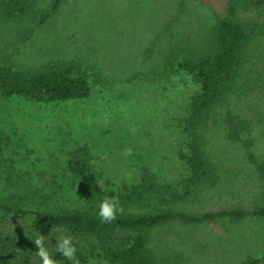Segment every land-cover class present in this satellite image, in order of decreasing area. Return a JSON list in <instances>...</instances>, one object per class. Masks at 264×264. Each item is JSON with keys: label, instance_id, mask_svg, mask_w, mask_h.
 <instances>
[{"label": "rangeland", "instance_id": "obj_1", "mask_svg": "<svg viewBox=\"0 0 264 264\" xmlns=\"http://www.w3.org/2000/svg\"><path fill=\"white\" fill-rule=\"evenodd\" d=\"M226 1L61 0L47 20L27 35L12 23L0 21V64L35 67L51 60H73L89 82L84 98L63 101H34L0 93L1 195L17 202L16 192H27L21 185H29L46 197L32 195L20 205L24 208L81 210L85 201L80 179L67 169V161L79 146L89 149L105 190L131 186L145 172L179 189L188 174L180 120L199 85L177 63L167 70L165 60L174 49L201 44L216 19L224 15ZM50 3L43 0L41 8L47 9ZM258 20H264V15ZM257 51L252 48L253 55ZM258 71L263 73L264 66L252 67V80L258 78ZM244 84L241 96L234 95L238 106L247 117L259 112L263 118L264 86ZM257 123L255 148L261 155L264 120ZM210 144L221 151L217 159L222 160V169L242 162L234 154L236 145L228 143L220 131ZM126 149L132 150L127 157L122 155ZM244 166L235 178L250 187ZM229 174L230 178L234 175ZM235 190H210L177 208L202 213L235 204L240 195L247 197L244 204L253 201L251 191L238 195ZM159 230L183 251L182 264H243L248 256L264 254V218L177 222ZM133 233L117 228L103 246L92 234L43 227L28 214L0 212V248L5 261L0 263L42 264L32 241L44 235L45 247L56 264L65 259L55 251L62 236L79 243L86 262L108 264L104 248L121 245Z\"/></svg>", "mask_w": 264, "mask_h": 264}, {"label": "trees", "instance_id": "obj_2", "mask_svg": "<svg viewBox=\"0 0 264 264\" xmlns=\"http://www.w3.org/2000/svg\"><path fill=\"white\" fill-rule=\"evenodd\" d=\"M42 1L0 0V21L12 23L17 31L27 35L47 20L61 0H51L47 9L41 8ZM253 12L254 17L246 16ZM262 15L264 0H227L224 15L216 19L201 44L174 49L165 60L167 70H173L177 63L176 66L190 73L199 85L180 120L185 143L182 156L188 174L179 189L159 181L156 174L145 172L131 186L105 190L100 184L101 173L91 163L89 149L79 146L67 161V169L80 179V192L85 201L81 210L24 208L20 206L24 200L32 195L46 197V194L38 188L21 185L29 194L16 192L18 200L11 202L0 193V212L28 214L43 227H64L74 234H92L103 246L117 228L134 232L121 245L104 248L103 256L108 264H182L183 251L159 230L171 223L189 225L220 219L235 222L264 218V154H257L255 148L258 137L255 129L259 126L257 122L264 120V114L263 118L259 117V112L247 117L238 106L240 101L235 99L241 96L240 88L244 83L260 82L261 87L264 86V72H256L255 80L250 77L253 66H264V20H258ZM252 48L259 51L253 55ZM88 92L87 76L73 60H51L35 67L0 64V93L5 96L63 101L84 98ZM235 94L238 95L234 97ZM217 131L228 143L236 145L234 154L240 155L242 160L227 170L222 169V160L217 159L221 151L210 144ZM242 165L246 166L250 187L244 184L245 180L235 178ZM229 173L234 174L232 178L228 177ZM221 188L230 193L236 189L238 195L251 191L253 201L244 204L242 200L247 197L240 195L235 204L202 213L177 208L207 191ZM112 196L119 197L124 212L117 213L112 222L102 223L99 204L105 197ZM72 243L77 249L79 264H98L86 262L79 243L74 239ZM2 249L0 261L4 256ZM263 262L264 254L248 256L243 264ZM62 264H73V261L65 258Z\"/></svg>", "mask_w": 264, "mask_h": 264}, {"label": "clouds", "instance_id": "obj_3", "mask_svg": "<svg viewBox=\"0 0 264 264\" xmlns=\"http://www.w3.org/2000/svg\"><path fill=\"white\" fill-rule=\"evenodd\" d=\"M132 154L131 149H126L122 155L127 157ZM124 209L120 206L119 197H105L99 204L98 215L102 223H110L116 219L117 213L123 214ZM44 235L37 236L32 242L37 249V255L42 261V264H56V260L52 258L44 244ZM56 252H59L67 260L73 261V264H79L76 258V247L72 243V238L62 236L56 243Z\"/></svg>", "mask_w": 264, "mask_h": 264}]
</instances>
